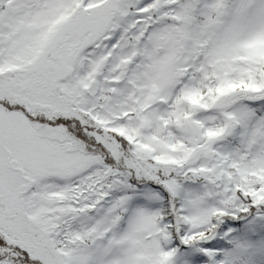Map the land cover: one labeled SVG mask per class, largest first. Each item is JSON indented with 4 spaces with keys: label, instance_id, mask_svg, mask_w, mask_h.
<instances>
[{
    "label": "snow or ice",
    "instance_id": "1",
    "mask_svg": "<svg viewBox=\"0 0 264 264\" xmlns=\"http://www.w3.org/2000/svg\"><path fill=\"white\" fill-rule=\"evenodd\" d=\"M0 264H264V0H0Z\"/></svg>",
    "mask_w": 264,
    "mask_h": 264
}]
</instances>
